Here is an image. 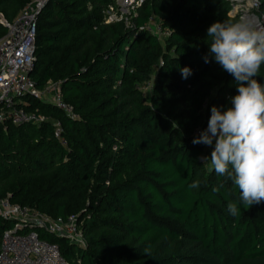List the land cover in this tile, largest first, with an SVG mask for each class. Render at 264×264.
<instances>
[{
    "label": "trees",
    "instance_id": "obj_1",
    "mask_svg": "<svg viewBox=\"0 0 264 264\" xmlns=\"http://www.w3.org/2000/svg\"><path fill=\"white\" fill-rule=\"evenodd\" d=\"M113 1L46 0L40 8L29 76L39 90L57 82L71 115L20 98L17 107L47 119L0 123V198L54 220L75 217L84 245L25 228L55 244L64 264H264V202L244 210L231 179L207 168L204 145L192 143L211 107L227 108L237 94L233 76L203 59L207 29L238 21L230 1L143 0L132 29L103 21ZM28 2L0 0V19L12 21ZM149 17L166 36L141 29ZM5 32L0 23V38ZM256 78L264 84V66ZM147 82L146 96L138 86ZM10 224L0 216V235Z\"/></svg>",
    "mask_w": 264,
    "mask_h": 264
},
{
    "label": "clouds",
    "instance_id": "obj_2",
    "mask_svg": "<svg viewBox=\"0 0 264 264\" xmlns=\"http://www.w3.org/2000/svg\"><path fill=\"white\" fill-rule=\"evenodd\" d=\"M211 38L205 63L214 61L233 76L236 95L230 106H212L207 128L194 145L211 147L209 156L199 157L217 175L227 176L239 190V205L244 210L264 202V84L256 78L264 66V27L245 21H217L207 29ZM187 79L192 71L180 69ZM199 182L190 187L197 188ZM218 191V189H213ZM236 202L227 205L232 216L241 213Z\"/></svg>",
    "mask_w": 264,
    "mask_h": 264
},
{
    "label": "built area",
    "instance_id": "obj_3",
    "mask_svg": "<svg viewBox=\"0 0 264 264\" xmlns=\"http://www.w3.org/2000/svg\"><path fill=\"white\" fill-rule=\"evenodd\" d=\"M45 1L30 0L12 21L0 19V23L6 28L5 34L0 38V123L9 121L12 124H37L47 119L35 112L16 106L22 96L29 94L39 97L46 88H51L49 102L71 115L70 106L61 100L57 82L47 81L43 89L39 90L29 76L35 60L36 17ZM142 1L114 0L113 3L103 8V21L106 23L121 21L125 28L132 29L136 8ZM250 1L254 6H258L261 0ZM233 8L231 3L228 14L232 15ZM256 21L257 28L264 27V25L259 27L257 18ZM141 29L155 34L158 38L168 33L152 17L148 18L147 23ZM149 85L147 82L143 86L149 87ZM142 87L138 86L139 89ZM54 124L56 134H58V124ZM202 131L197 128L194 132L200 135ZM0 216L11 222L10 226L5 228L0 235V264L65 263L55 244L39 238L38 233L33 229H25L29 224L84 245L83 236L75 224V217H69L66 221L54 220L28 206L10 202L7 197L0 198Z\"/></svg>",
    "mask_w": 264,
    "mask_h": 264
},
{
    "label": "rangeland",
    "instance_id": "obj_4",
    "mask_svg": "<svg viewBox=\"0 0 264 264\" xmlns=\"http://www.w3.org/2000/svg\"><path fill=\"white\" fill-rule=\"evenodd\" d=\"M230 1H231V3L234 6L233 11H232L231 14L232 15L233 14H237L238 21H245V22H248V23L252 24V22L247 20V17H250V18H255L256 17L258 22H259V27L264 25V13H259L257 11L258 6H254L250 0H240V1L230 0ZM252 15L255 16V17H251ZM253 26H255V25H253ZM152 79H153V77H152ZM152 79L150 80V82L152 81ZM150 82H149V84H150ZM149 87H150V85H149ZM149 87L148 86H146V87L143 86L141 88L144 91V94L146 96L148 95V91L147 90L149 89ZM50 91H51V88H48V89L46 88V90H44V92H42L39 95V98H41L44 101H50V98H51L50 97L51 96V94H50L51 92ZM212 150L213 149L211 147L204 145V150L202 152L201 157L202 156H209L210 157V154H211ZM204 165L207 168L211 167L210 159L206 163H204Z\"/></svg>",
    "mask_w": 264,
    "mask_h": 264
},
{
    "label": "bare ground",
    "instance_id": "obj_5",
    "mask_svg": "<svg viewBox=\"0 0 264 264\" xmlns=\"http://www.w3.org/2000/svg\"><path fill=\"white\" fill-rule=\"evenodd\" d=\"M251 17H255V16H251ZM247 20H249L250 22H252L253 25H255L256 27H258V25H257V21H256L255 18L247 17Z\"/></svg>",
    "mask_w": 264,
    "mask_h": 264
},
{
    "label": "water",
    "instance_id": "obj_6",
    "mask_svg": "<svg viewBox=\"0 0 264 264\" xmlns=\"http://www.w3.org/2000/svg\"><path fill=\"white\" fill-rule=\"evenodd\" d=\"M199 160H201V159H199Z\"/></svg>",
    "mask_w": 264,
    "mask_h": 264
}]
</instances>
